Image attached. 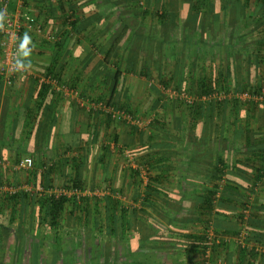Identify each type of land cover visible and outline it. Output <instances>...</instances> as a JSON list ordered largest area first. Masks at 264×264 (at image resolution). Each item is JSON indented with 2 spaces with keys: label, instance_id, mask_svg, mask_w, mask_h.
<instances>
[{
  "label": "crops",
  "instance_id": "1",
  "mask_svg": "<svg viewBox=\"0 0 264 264\" xmlns=\"http://www.w3.org/2000/svg\"><path fill=\"white\" fill-rule=\"evenodd\" d=\"M9 1V12L25 22L22 24L27 30L44 24L47 33L54 32L62 41L51 46L46 43L50 41L46 35L43 38L35 35L30 42L26 41L23 45L20 41L21 51L30 49L28 59L31 66L15 77H0V155L10 158L11 155L22 153L36 154L37 157L44 156L46 152L61 153V147H86L89 138L95 137L99 128L106 129L107 124L104 123L100 127L103 115L91 112V105L96 102L105 103L106 100L123 105L127 99L125 90H130L131 94L138 87L146 88V82L138 86L135 80L138 82L139 78L143 77L149 80L152 72H156V63L152 66L150 58L153 61L161 57L157 55L159 52L156 43L162 39V31L165 33L163 24L159 21L155 25V31L158 33L156 36L150 34L151 31L145 22L143 24L138 19L137 30L138 34L142 35L138 46L130 50L121 49L111 62L107 63L105 57L108 43L116 36L112 31L116 18L108 20V9L112 11L118 5H136L139 0H62L64 7L74 9L79 16L77 28L73 30L62 22L60 0ZM194 1L196 0H145L143 4L189 5L187 9L190 11ZM211 5L221 11L220 18H215L213 22L206 20L207 24L205 20L200 21L191 15L188 18L187 15L180 24V29L184 31L181 33L182 39L179 37L171 41H193L198 50L196 57L202 59L201 61L206 58L223 59L222 66L216 67L215 63L211 62L210 68L208 62L200 61L196 71L200 76L194 83L185 86L196 92L194 105L197 107L190 109L185 103L184 106L181 105L180 113L176 112V115L180 116V130L154 128L148 133L139 132L135 138L123 137L127 139V146H124L122 152L132 160V170H139L141 173L140 178H132L135 187L132 189L134 199L138 197V202L143 201L144 188L149 183L146 170L149 169V174L153 178L160 177L159 185L170 193H175L178 186L182 187L181 196L186 201L182 199L176 204L171 200L167 201L176 208L181 207L178 217L213 221L204 225L197 220H190L186 225L188 234L216 233L224 241L220 248L217 247L224 258H213L214 260L206 264H247L249 258L242 262L239 253L237 254L239 248L264 246V18L254 13L259 5H232L231 2L226 4L223 0H212ZM233 9L236 12L232 15ZM173 22L179 25L178 20L174 19L165 24ZM209 24L212 28L208 32L205 27ZM25 32L22 34H26ZM171 37L168 35L166 39L169 41ZM239 43L243 49H237ZM206 49L209 52H205L208 51ZM125 50L128 52L127 56H132L129 62L124 60ZM137 51L139 56H150L141 66L135 61L138 55L134 52ZM210 52H213L212 55ZM164 55L166 56V51ZM185 57L188 58V55ZM182 67L185 68L182 71L180 69L182 76L187 75V71H192L188 70L186 63ZM157 71L161 72L162 69ZM48 73L59 79L64 87L70 86L74 92L80 90L77 92L79 96L64 97V93L57 91L56 95L53 93L54 96H51L52 92L46 91V85H40L43 75ZM127 73L134 76L132 83L126 81ZM222 78L228 81L218 84ZM142 81L140 79V82ZM147 84L148 89L158 90L154 81ZM206 85L213 91L207 94L199 93ZM161 102L158 97L151 98L149 102L148 113L154 117L152 122L156 118V107L163 104L160 105ZM106 120L110 122L108 117ZM116 138L118 139L117 136ZM45 139L53 140L45 142ZM110 153L113 151H104L102 154ZM210 189L216 191V197L213 202L207 204L203 199ZM89 200L93 201L92 198ZM11 209L0 210V233L5 241L0 251H9L5 256L0 254V264L73 262L71 256L70 261L69 257L66 261L62 253L64 245L59 236L61 228L57 229V233L40 226L39 221L33 222V217L37 216V207L28 208L27 216L23 211L22 215L18 213L13 217ZM87 214L91 219L99 216L96 215L95 209ZM143 214L144 212H141V215ZM108 215L106 210L103 215L105 223L108 222ZM143 218L139 216V219ZM165 225L169 226V223L165 221ZM98 227L88 225L86 233L95 234ZM134 227L133 224L131 228H122L118 223L116 240L122 242L127 234H132V251L137 255L136 260L129 255L127 262H105L100 259L102 253H98V245L95 260L85 259L83 264H200L199 258L190 255L183 259L184 261L154 260L155 258L146 261L145 258L139 257L144 252V249L140 248V241L145 233L155 232L148 231L149 226L141 221H138L137 229ZM113 229L109 224L101 227V231L107 233H112ZM127 229V234L123 237ZM48 238L52 242L51 252L46 242ZM93 246L91 243L89 252L96 250ZM17 248L19 253L14 258L13 250ZM253 262L264 264V254L258 253Z\"/></svg>",
  "mask_w": 264,
  "mask_h": 264
},
{
  "label": "rangeland",
  "instance_id": "2",
  "mask_svg": "<svg viewBox=\"0 0 264 264\" xmlns=\"http://www.w3.org/2000/svg\"><path fill=\"white\" fill-rule=\"evenodd\" d=\"M244 1L245 0H241L240 5H244ZM223 2H226V4H228V2H231L232 5H235L237 0H223ZM255 3H256L255 0H251L248 3V5H255ZM211 4H212V0H207L205 4L199 5L198 6L199 13L197 15L195 14L194 16L192 15V17L199 18L200 21L205 20L207 24H208L207 21L213 22L215 18H220L221 11L216 10ZM119 6L116 8L114 7L115 10H112L114 11V15L111 14L108 16L110 20L112 18L117 19L118 17H122V16L128 17L131 15H136L137 18L141 20L143 24L145 22L146 27H148L151 31L150 34L152 33L153 35L156 36L158 33L155 31L154 27L160 21L159 18L161 16L164 17L165 12H167V16L169 18L168 22H170L173 19L178 20L180 26V24L183 23V21L187 18L185 14H186V9L189 7V5H166V6L165 5H119ZM164 7L167 9V11L163 9ZM145 11H148L149 13L145 15L144 14ZM187 12H189V10ZM235 12L236 11H234L233 9L232 15ZM9 13L12 19H18L22 26H23L22 23L25 24V22H22L15 14H12L11 12ZM143 16L145 18H143ZM62 22L64 23L65 21L63 20ZM38 26H41L44 35H46V37L49 34L55 35L56 37L58 36L54 32L47 33V31H45L47 27H45L44 24ZM211 28L212 26L211 24H209V26L205 27L206 29L205 31L209 32ZM25 29H26L25 33L31 38H33L35 35L39 36L38 34H36L34 28L30 31L27 30L28 29L27 27H25ZM0 32H1V26H0ZM20 35L21 33L18 36L19 45H20ZM43 36L40 35V37L38 38H43ZM46 43L51 46H54L53 42L46 41ZM156 44L157 47L159 48L160 42L157 41ZM158 48H156L157 51ZM238 48L243 49L241 47V43H239L237 49ZM165 51H166V56L164 55ZM171 51H173V53ZM197 51L198 50L196 46L192 45L189 47H185L182 45L181 41L175 40L171 44L168 43L167 45H165L164 51H161L160 58H155L153 61L152 58H150L151 65L154 66L153 63H156L155 67L157 68V70L162 69V71L159 72L156 70V72L155 71L152 72L151 78L149 80L144 77L139 78L138 82L137 80H135L138 86L139 85L142 86L143 85L142 83L146 82L145 89L138 87V89L134 90L131 94H129L130 90H125V93H127V99L124 98L125 100L123 102V105H117L116 103L110 100L104 101L113 108L128 112L135 119L140 121L141 123L140 126L132 125L126 122H116L112 119L111 122H107L106 118L107 117L109 118V116L105 115L104 113L94 111V113H99L103 115L101 116V118L103 119V123L100 124V127H102L104 123L105 124L107 123L106 129L103 127L99 128L96 131L95 137H93L92 139L89 138L86 147L83 146V147L70 148V149L68 147H64V148L61 147L60 148L61 153L58 152V154L56 153L57 154L56 155L54 153L46 152L44 153L45 157L43 155H37L36 157L35 155H26L22 153L11 155L10 158H6L0 155V210H9L10 208V203H8L9 206L6 203L7 200L6 196L9 195L8 192L6 193V191L10 189L15 190L17 192L16 196H18V199L16 200L14 206L15 216L18 213L19 215H22L23 211H24V215L27 216L28 208L35 209L36 206L34 205V202L36 199L39 200L40 198L39 193L37 192L38 188L40 187L44 188V192L46 193L45 196H49L48 193H52L53 190H56L58 194L64 192L69 193L70 196L68 195V197H70L71 200H74L76 198L80 208L79 210H76L73 214L67 213L60 227L61 229L59 231V236L62 245H64L63 246L64 250L62 253H64L66 261H67V257H69L68 261H70V256H71L75 264H83V261L85 259L87 261H91V259L95 260V257H97L98 253H102L100 259H102L105 262L117 261V260H120L119 262L122 261L127 262L129 255H132L133 258L135 257L136 260L137 255L133 256V254L130 252V247L132 246V242H133V238H131V236H133L132 234H127V237L124 238L122 242L121 241L117 242L116 240L117 235H113L112 233L109 232L107 233L104 230L101 231L102 226L104 227L105 225L108 224L110 225L109 221L106 223L104 222L105 216L103 215L106 213L108 207L107 198L113 197L114 199L120 201L122 203L121 205L128 211L126 217H129L127 222L131 225V227L134 224L135 225L134 229H137L136 227L138 226V221H141L142 224L145 223L147 226H149L147 228L149 229L148 231L153 230V232L155 233H160L159 234L160 240L155 241L154 243H149V245H147V247L144 249V252H142V255L139 257L145 258V260L146 258H155L154 260L158 259V260H167V261H170L171 259L175 261L187 259V257L189 256V254L185 250V246H187L186 236L188 235V230L186 229L187 224L182 226L185 228L184 230H181L179 227L174 228L173 225L170 224L169 226L165 225V221L170 223V221L167 220L168 219L167 216H173L174 215L173 212H168V209L161 206V208H156V209L153 207L148 208L147 214L146 212L143 214L144 217L143 219H138L137 216L135 215V210L142 209V202H138L139 199L137 200L134 199L132 189L134 190L135 187L132 184V177H131L132 160L129 159L130 157H127V154L123 153L122 151L124 150V146H127L126 145L127 139H124L123 137L133 136L135 138V136L139 132L146 131L148 133L149 130L153 129V127L151 128L150 125L154 117L152 116V114L149 115L148 113L149 102H151V98L154 99V97L155 98L158 97V99L162 101L159 104L161 105L163 103L161 106H157L155 111V115L161 117L159 119L161 121V124H159L158 127L163 130L169 129L170 131H176L177 129L180 130L181 127L180 116L176 115V112L178 111L177 113L178 114L180 113L181 105L183 104L184 106V102L175 98V96H173V92L174 91L179 93L184 92L190 97H195L196 96L195 93L190 89H187L185 86L188 83L191 84L194 83L197 80V77L200 76V74L199 73L197 74L196 72L198 65L200 66L201 62L204 63L206 61L208 62V65H210V68H212L211 65L213 62L215 63L216 67L220 65L222 66L221 63L223 59L206 58L205 61H201L202 59H199L198 57L195 56V53ZM205 52H209V50ZM213 52H210V54L212 55ZM127 53H128L127 50H125L124 60H127L129 62L132 60V56L131 57L130 55L127 56L126 55ZM135 53L138 56L140 55L138 51L134 52V54ZM186 54L188 55V58L185 57ZM125 55L127 57H125ZM138 56L137 57L134 56V57L136 63L139 64L140 66L142 65V62L148 61L150 57L148 54L146 57H144V55L142 54L141 56H139L140 58H138ZM162 56L165 57L162 58ZM185 63L186 66L189 67V68L187 67L188 70L191 69L192 71L190 72L187 71V75L183 74L182 76L180 75V69L181 71L185 69L184 67H182ZM50 73H48V75H52ZM130 73L136 75L134 74V72H130ZM46 76L47 74L43 75L40 81V85L42 87L43 85H46V87L49 88V90L46 91L48 92L51 91L56 95L57 92L52 86L44 84V82H42V80ZM125 77H126V81H131L130 83H132V79L134 78V76H130V74L127 73ZM140 79H142L143 81L140 82ZM148 81L149 82L154 81V84L158 85V90L148 89L147 87L148 85L147 83H149ZM162 81L166 82L168 87L164 88L165 84H163ZM182 83L183 85H181ZM178 89L181 91H179ZM78 91L80 90L77 89V92ZM64 97H72V96H64ZM148 99H150V101ZM172 106L174 107L175 110L171 109ZM116 136L118 137V139L116 138ZM47 140L49 142H52L53 139H45V142ZM128 142L132 143L131 141ZM105 147L107 148L109 147L107 151L109 152L113 151V153H110L108 155L102 154L105 151ZM118 155L121 157H118ZM131 155L132 154L130 153L129 156ZM25 157L34 158L35 165L33 169L30 171L17 170L18 163L20 162L21 159ZM75 179H81L82 181L81 188H75L73 184V181ZM90 198H92L93 201L92 200L90 201L89 200ZM84 199L89 200L87 206H86V202L83 201ZM85 207H87L86 208L87 211L95 209L96 215L99 216L95 217L96 219L94 217H92L91 219L90 215L84 211ZM139 215H141V212ZM33 218H34L33 220L34 223L36 221H40L38 216H34ZM95 221H98V223ZM175 224L179 226L182 225V222L179 220L178 222L176 221ZM88 225L99 226L98 229H96L95 234L86 233L85 229L86 226ZM46 242L48 243L51 252L52 242L49 238ZM91 243L92 245H94L93 247L95 248L99 245L100 248L98 249L100 251L98 253H97V248L96 250L95 249L92 250L91 248L92 252H89ZM16 251L17 253H19V249ZM208 251H209V256L211 255L210 260L213 258H220L222 260L224 258V256H221L220 254L221 251H218L217 248H214V246L212 247V245L210 246ZM13 252L15 253V250H13ZM0 254L2 256L3 255L5 256V254H9V251L6 252L0 251ZM90 254H92V256H90ZM82 256L86 258H83ZM190 256L194 257L193 255ZM7 258L10 259L9 257ZM154 260L151 259V261ZM73 262L71 264H74Z\"/></svg>",
  "mask_w": 264,
  "mask_h": 264
},
{
  "label": "trees",
  "instance_id": "3",
  "mask_svg": "<svg viewBox=\"0 0 264 264\" xmlns=\"http://www.w3.org/2000/svg\"><path fill=\"white\" fill-rule=\"evenodd\" d=\"M27 1V0H25ZM60 12H61V17L62 19L65 21L64 24L67 26L71 27V30L76 29L77 28V24L79 21V16L77 15V11H75L74 9H67V7L63 6L65 5L63 3L62 0H60ZM112 1V0H109ZM207 0H196L194 1V5L192 7V9H190L189 12H187L186 10V17L188 15H197L199 13L198 9H199V5H203L206 3ZM251 0H245L244 1V5H248V3ZM256 3L255 5H259L256 9V11H254V13L258 14V16H262L264 18V0H255ZM143 2L145 3V0H139V2H136V5H144ZM241 0H237L236 4L240 5ZM165 4V3H164ZM113 5H110V7ZM119 6V5H118ZM166 6V5H165ZM120 7V6H119ZM163 9H165V11H167V9L164 7ZM110 9H108V14L109 15H114V11H109ZM185 12V11H184ZM149 12L145 11L144 14L147 15ZM189 13V14H188ZM166 15V16H165ZM164 17H160V23L163 24L162 26L165 28V33L164 31H162V39H160V46L158 48V52H161L162 50H164L165 45H167L168 43L171 44L173 41H171L172 39L175 38H181V33L182 29H180L179 25H176L175 22L173 23H169V24H165L166 22H168L169 18L167 16V12H165ZM193 15V16H194ZM72 18L74 19V21H72L71 23H68V20ZM143 18H145L143 16ZM195 18V17H194ZM259 18V17H258ZM108 20L110 21L109 17ZM113 20V18L111 19ZM138 20L136 15H131V16H122V17H118L115 22L114 25L112 27V31L114 33L115 39H112L109 41L108 43V49L106 51V62L110 63L111 59L117 54V52H119L121 49L125 48L127 50L132 49L133 47H137V43L140 42V37H142V35L138 34V25L136 24V21ZM165 24V25H164ZM118 26V27H117ZM186 28V26L184 27ZM118 30V33H117ZM26 31L25 27L21 30V34L24 33ZM117 33V34H115ZM165 34V36H164ZM168 35H171V39L168 41L166 38ZM0 37H1V32H0ZM194 38V36H192ZM190 37L191 40H193V38ZM164 38V40H163ZM62 41V40H61ZM60 41V42H61ZM193 41H188L185 40V42H182V45L185 47H189L192 46L194 43H192ZM59 43V42H57ZM143 46V45H142ZM141 46V47H142ZM160 56V53L158 54V57ZM227 79H223L219 80V82H217L218 84H221L223 82H227ZM221 82V83H220ZM163 84H165L164 88L168 87L167 83L162 81ZM46 89L48 90L49 88L46 87ZM179 90V89H178ZM181 91V90H179ZM212 90H209V87L206 85L204 90H201V94H207L212 92ZM196 93V92H195ZM54 96L53 93H51V96ZM122 107V106H121ZM190 107V109H195L197 106L193 105V106H188ZM158 116V115H157ZM154 119L153 122H151L150 127L154 129V127L157 129L159 128L158 125L161 124V121L159 120L161 117H157ZM108 120L111 122V117L108 118ZM152 129V130H153ZM153 139V138H152ZM149 140V138H148ZM109 148V147H108ZM107 147H105V151H107L108 149ZM36 155V154H35ZM148 166V165H146ZM150 170L147 169L146 170V174L147 177L149 178V183L146 184L145 186V191H144V195H143V201H142V209L140 210H135V215L137 216V218L139 219V216H143V215H139L140 212H146L147 214V209L150 207L153 208H161L164 207L166 209H168V212H173L174 215L173 216H167L168 219L170 221V225H173V227H179L182 228L183 225L187 224L188 221L190 220H197V222L199 223H203L204 225H209L210 222H213L212 220H200V219H186L184 218H180L178 217V214L181 211V207L180 208H176V206L174 205H170L169 203H167V201H170L174 204H176L177 202H181L182 199L183 201H186V199L184 197L181 196L182 194V187L178 186L177 191L175 193H170L169 191L165 190L164 187L162 185H159L158 182H160L161 178L160 177H152L149 174ZM131 177L132 178H140L141 177V173L139 172V170L137 171H133L131 170ZM73 184L75 186V188H81L82 187V181L81 179H75L73 181ZM216 195V191H212L211 189L208 190L206 192V194L204 195V201L208 204L213 202V200L215 199ZM6 203H10V208H12V214L13 217L15 216V202L18 199V196L16 195H8L6 196ZM108 221L110 223L111 226L114 227V229L112 230V234L113 235H117V231H118V223L121 224L122 228L124 227H129L131 228V225L127 222L129 217L127 216L128 211L121 205L122 203L116 199H114L113 197H108ZM137 198H135V200H137ZM169 199V200H168ZM31 200V199H30ZM84 202H86V206L88 203V199H84ZM37 202V204H36ZM184 203V202H183ZM12 204V205H11ZM34 205L37 207L38 212L35 213V215H37L39 217V222H40V226H44L45 228L55 231L57 229H59L62 225V222L65 219V216L67 213L69 214H73L76 210H79V205L77 203L76 198L74 200H71L70 197L66 196V195H60V196H56V195H49V196H42L39 198V200H35ZM206 205V204H205ZM9 206V204H8ZM7 206V207H8ZM207 206V205H206ZM210 206V204H209ZM87 207L84 208L85 212H88L86 210ZM202 214V213H201ZM15 220V219H14ZM179 220H181L182 225H176V221L178 222ZM217 225V224H216ZM212 226V225H210ZM207 227V226H206ZM214 229H217V227H214ZM126 231L125 233H123V237L126 236ZM216 237L220 239V243H216V242H210L208 235L207 234H188L186 236V241L188 242V245L185 246V250L189 255H193V258H199L200 260V264H206L207 262L209 263L210 260V256H207V252L210 248V246L212 245V247L214 246V248L219 247L220 245L224 242L221 238L220 235H217L215 233ZM159 233H154V234H150V233H145L144 235H142V239H141V246L140 248L145 249L147 247V245H149V243H154L156 240H160V238H158ZM239 236V234H237V237ZM132 238V237H131ZM61 241V240H60ZM5 245V241L4 238L2 236V234L0 233V247H4ZM17 249H15V256L17 253ZM218 250V248H217ZM130 252L134 255H136V253H133L132 251V246L130 247ZM130 253V254H131ZM239 253V254H238ZM237 254L241 257V261H245L246 258L248 257L249 259L247 260V264H254L253 260H255L256 257H258V253L255 250V247L252 248H247L246 246L244 247H240L239 250L237 251ZM132 256V255H131ZM150 258H146V261H148ZM240 260V259H239ZM241 262V263H242ZM137 264V263H136ZM143 264V263H140ZM180 264V263H178Z\"/></svg>",
  "mask_w": 264,
  "mask_h": 264
},
{
  "label": "built area",
  "instance_id": "4",
  "mask_svg": "<svg viewBox=\"0 0 264 264\" xmlns=\"http://www.w3.org/2000/svg\"><path fill=\"white\" fill-rule=\"evenodd\" d=\"M0 24H1V37H0V48H1V55L0 58V77L4 76H13L15 77L17 74L25 72V70L17 71L14 69V59L18 54V47L20 49V45L18 42V36L21 33V30L24 28L18 19H12L9 13V1L8 0H0ZM73 21L72 18L68 20V23ZM71 29L70 26H68ZM36 33L38 35L43 36L44 32L41 26L34 27ZM48 39L53 42L57 43L60 42L61 39L56 37L55 35H48ZM42 82L47 85H51L57 92L64 93L65 96H72L77 97L79 96L77 92L71 87H64L60 84V81L54 75H47ZM173 96L175 98L184 102L187 106H193L196 103V97H190L189 95L185 94L184 92L179 93L174 91ZM91 111H98L104 113L105 115L111 117L112 120L116 122H126L132 125L140 126V121L135 119L132 115L128 112L119 110L116 108L111 107L108 103H95L90 106ZM35 165V160L32 157H25L20 160L17 165V170L19 171H30L33 169ZM9 195L13 196L16 195L15 190H7ZM37 192L39 196H45L44 188H38ZM7 194V195H8ZM50 196L55 194L56 196L66 195L68 196L69 193H59L56 190H53L52 193H48ZM70 196V195H69ZM208 238L210 242L220 243V239L216 237L214 233H209ZM256 252L260 254H264V246L260 245L255 248ZM207 256H209V251L207 252Z\"/></svg>",
  "mask_w": 264,
  "mask_h": 264
},
{
  "label": "clouds",
  "instance_id": "5",
  "mask_svg": "<svg viewBox=\"0 0 264 264\" xmlns=\"http://www.w3.org/2000/svg\"><path fill=\"white\" fill-rule=\"evenodd\" d=\"M2 18V17H0ZM31 37L28 36L27 34H24L21 38V45L24 44L25 41H29L30 42ZM29 52L30 49H25L23 51H21L18 47V54L14 59V69L17 71H21V70H26L27 68H29L31 66V61L28 59L29 56Z\"/></svg>",
  "mask_w": 264,
  "mask_h": 264
}]
</instances>
